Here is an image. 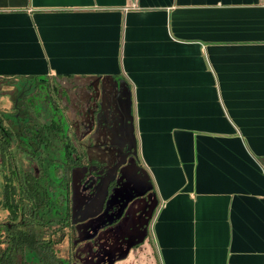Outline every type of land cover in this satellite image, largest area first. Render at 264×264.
Masks as SVG:
<instances>
[{"label": "crops", "instance_id": "1", "mask_svg": "<svg viewBox=\"0 0 264 264\" xmlns=\"http://www.w3.org/2000/svg\"><path fill=\"white\" fill-rule=\"evenodd\" d=\"M44 77L100 88L99 142L131 122L157 205L127 262L264 264L262 0H0V79Z\"/></svg>", "mask_w": 264, "mask_h": 264}, {"label": "trees", "instance_id": "2", "mask_svg": "<svg viewBox=\"0 0 264 264\" xmlns=\"http://www.w3.org/2000/svg\"><path fill=\"white\" fill-rule=\"evenodd\" d=\"M27 80L36 93L15 112L20 127L12 129L13 121L0 116V168L7 170L2 206L8 215L0 223V264H78L58 250L69 237L75 257L80 244L71 193H63L62 180L85 155L66 119L57 118L55 108L51 116L48 104L57 92L51 79ZM13 144L28 161L27 170H19Z\"/></svg>", "mask_w": 264, "mask_h": 264}, {"label": "flooded vegetation", "instance_id": "3", "mask_svg": "<svg viewBox=\"0 0 264 264\" xmlns=\"http://www.w3.org/2000/svg\"><path fill=\"white\" fill-rule=\"evenodd\" d=\"M54 85L57 92L47 105L52 109L51 116L55 108L57 118L66 119L76 137L79 154L85 155L81 164L66 169L68 173L62 180L63 193H71L73 218L79 233L80 244L78 254L72 256L73 263L76 259L78 264H116L119 261L130 264L127 260L133 245L139 239L143 242L150 238L149 227L157 205L153 188L137 159L131 122L121 127L119 133L111 132L110 141L99 142L93 133L101 111L100 88L93 86L97 92L92 91L87 100L83 94H80L81 99L72 97L64 86ZM117 87L109 97V112L111 116L117 113L125 123L129 98L121 85ZM75 193H81L78 202ZM139 205H144L143 212L138 210ZM78 207L84 216L81 231ZM136 225L140 227L138 235L134 233ZM104 238L110 241L109 251Z\"/></svg>", "mask_w": 264, "mask_h": 264}, {"label": "rangeland", "instance_id": "4", "mask_svg": "<svg viewBox=\"0 0 264 264\" xmlns=\"http://www.w3.org/2000/svg\"><path fill=\"white\" fill-rule=\"evenodd\" d=\"M51 83L56 84L57 86L58 85L64 86L65 87L64 89L69 93H71L72 97H78L79 99H81L80 94L85 95L87 93L91 95L92 91L95 90L93 89V86L92 87L82 86L81 83H84L82 81H73V82L71 81L68 82L67 84H63V83L57 84V82L54 79H51ZM34 90H35L34 85L27 79H0V116L4 115L5 118L7 117L13 121L12 129H17L18 127H20L21 123L19 122V120H17L18 114L16 116L15 112L20 110L23 103H25L24 99L26 97L36 93V90L35 91ZM94 92L97 91L95 90ZM75 109H76L75 107H72V110ZM20 114L23 115V112ZM77 119L79 120L80 117L79 118L77 117ZM12 150L13 153L15 154V157L17 158V164L19 165V170L20 171L27 170L29 168V163L25 159V157L17 151L15 144H13ZM6 173H7L6 169L0 168V223H4L8 217L7 212L4 210L2 206L3 189L5 184L4 177ZM75 195H76L75 201L78 202V199H80L81 197V193H75ZM143 209H144V205H139L138 210L140 211L142 210L143 212L144 211ZM80 210L81 209L78 207V212L80 213V215L78 216V223H79L78 226L80 227V231H81L82 223L84 222V219L82 217L84 216H82V212H80ZM70 249H71V242L68 237L65 240V242L58 247L59 255L63 258L72 257L70 253ZM134 258L135 255H132V259ZM116 264H125V262L119 261Z\"/></svg>", "mask_w": 264, "mask_h": 264}, {"label": "built area", "instance_id": "5", "mask_svg": "<svg viewBox=\"0 0 264 264\" xmlns=\"http://www.w3.org/2000/svg\"><path fill=\"white\" fill-rule=\"evenodd\" d=\"M262 4L264 5V0H262Z\"/></svg>", "mask_w": 264, "mask_h": 264}]
</instances>
